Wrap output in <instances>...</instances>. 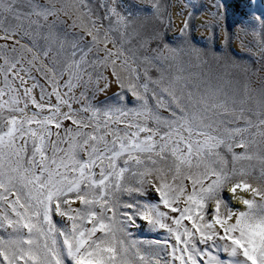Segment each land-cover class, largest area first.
Masks as SVG:
<instances>
[{
	"label": "snow or ice",
	"instance_id": "1",
	"mask_svg": "<svg viewBox=\"0 0 264 264\" xmlns=\"http://www.w3.org/2000/svg\"><path fill=\"white\" fill-rule=\"evenodd\" d=\"M245 8L0 0V264H264V4Z\"/></svg>",
	"mask_w": 264,
	"mask_h": 264
},
{
	"label": "rangeland",
	"instance_id": "2",
	"mask_svg": "<svg viewBox=\"0 0 264 264\" xmlns=\"http://www.w3.org/2000/svg\"><path fill=\"white\" fill-rule=\"evenodd\" d=\"M198 2H206V0H198ZM225 3H226V9L228 12L229 22L233 20H239L241 18V13L247 10L245 8L246 0H225ZM262 4H264V0H255V5L257 7H260ZM199 35L200 33H197V36ZM232 46L236 48L237 50H239L238 41H234ZM253 67H256V66L254 65ZM253 86H256V85H253Z\"/></svg>",
	"mask_w": 264,
	"mask_h": 264
}]
</instances>
